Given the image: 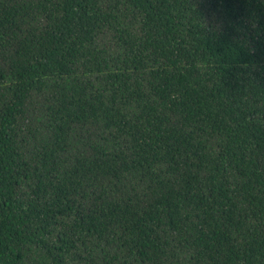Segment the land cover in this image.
<instances>
[{"label": "trees", "instance_id": "16d2710c", "mask_svg": "<svg viewBox=\"0 0 264 264\" xmlns=\"http://www.w3.org/2000/svg\"><path fill=\"white\" fill-rule=\"evenodd\" d=\"M0 264H264V0H0Z\"/></svg>", "mask_w": 264, "mask_h": 264}]
</instances>
